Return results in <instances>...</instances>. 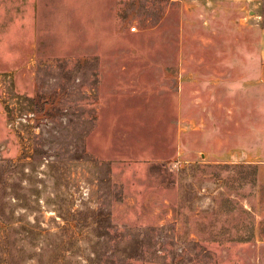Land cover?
I'll list each match as a JSON object with an SVG mask.
<instances>
[{
	"label": "rangeland",
	"instance_id": "1",
	"mask_svg": "<svg viewBox=\"0 0 264 264\" xmlns=\"http://www.w3.org/2000/svg\"><path fill=\"white\" fill-rule=\"evenodd\" d=\"M263 28L264 0H0V264H264Z\"/></svg>",
	"mask_w": 264,
	"mask_h": 264
},
{
	"label": "crops",
	"instance_id": "2",
	"mask_svg": "<svg viewBox=\"0 0 264 264\" xmlns=\"http://www.w3.org/2000/svg\"><path fill=\"white\" fill-rule=\"evenodd\" d=\"M260 81L264 84V28L262 32V47H261V65L259 69ZM259 171L261 178L264 180V162L259 163Z\"/></svg>",
	"mask_w": 264,
	"mask_h": 264
},
{
	"label": "built area",
	"instance_id": "3",
	"mask_svg": "<svg viewBox=\"0 0 264 264\" xmlns=\"http://www.w3.org/2000/svg\"><path fill=\"white\" fill-rule=\"evenodd\" d=\"M132 29H133V30H136V29H137V26H133Z\"/></svg>",
	"mask_w": 264,
	"mask_h": 264
}]
</instances>
